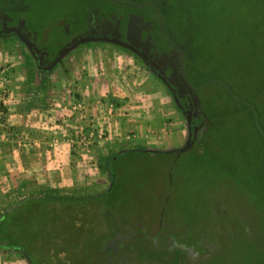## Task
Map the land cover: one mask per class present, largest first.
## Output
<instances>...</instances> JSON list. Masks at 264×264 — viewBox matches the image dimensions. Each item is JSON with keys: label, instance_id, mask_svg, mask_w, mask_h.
Listing matches in <instances>:
<instances>
[{"label": "rangeland", "instance_id": "374dc122", "mask_svg": "<svg viewBox=\"0 0 264 264\" xmlns=\"http://www.w3.org/2000/svg\"><path fill=\"white\" fill-rule=\"evenodd\" d=\"M127 1L133 5L0 0V30L15 33L0 34V53L8 56L0 59V149H14L25 161L35 153L66 155L75 174V187L67 189L27 185L32 176L21 186L4 187L0 216L30 195L89 198L108 190L110 157L136 144L111 120L116 112H109L110 104L117 109L147 93L143 98H159L169 114L181 117L190 139L196 134L189 126L196 111L184 114L168 84L131 48L86 39L64 50L66 40L85 31L87 15L116 9L157 30L143 36L144 50L177 54L187 73L207 82L199 105L210 129L183 152L131 153L113 161L116 203L108 215L92 203L79 227L69 220L66 264H264V0ZM45 48H52L51 62L36 57H47ZM112 53L120 55L118 65ZM87 67L95 71L90 83ZM108 67L109 81L100 70ZM8 96L19 101L11 111ZM72 102L84 103V119L72 112ZM6 113L22 121L6 123ZM100 115H111L103 126L109 137L89 147L72 144L71 136L86 131L91 119L102 124ZM3 253L12 263L27 264L15 251Z\"/></svg>", "mask_w": 264, "mask_h": 264}, {"label": "trees", "instance_id": "16d2710c", "mask_svg": "<svg viewBox=\"0 0 264 264\" xmlns=\"http://www.w3.org/2000/svg\"><path fill=\"white\" fill-rule=\"evenodd\" d=\"M104 1L111 2L112 0ZM151 15L152 19L156 18L154 13ZM148 28L152 35L157 31L149 24ZM260 37L264 39L263 35ZM253 43H255L254 39L252 40L250 38V46L253 45L255 47L256 43ZM67 45L68 40L65 41V51ZM44 52H46L47 55L49 52H52V48L49 51L45 48ZM62 53V51L61 53L59 52V55L54 58H57ZM52 60V57L47 55V62H51ZM182 66L184 69L186 66L184 78L187 80V83H183L184 86L182 85V87L185 88H181L182 92H178L175 87L170 84H168V87L173 92L172 94H174L184 114L187 115L189 112H192V110H195V113L198 114L196 118H190L191 122H189V126L196 125L199 128V132L190 139L191 145L189 148H191L198 141L199 137L202 139L203 133L210 129L207 123L209 121H207L208 119L204 114L203 108L199 105V91L202 87L207 85V82H202V80L198 79L201 81L199 84V81L193 78L194 75L189 74V72L187 73V65L184 60H182ZM188 100L192 102L191 107L185 105ZM193 121L196 123H192ZM131 153L150 152L131 150L116 153L111 156L108 170L110 175V186L106 192L99 196L88 198L83 196L30 195L17 202L0 216V250H11L19 253L27 264H66L65 258L67 255L65 253L72 243L69 236L65 237L64 235L65 228L70 225V223H68L69 220H73L74 226L79 227L84 219L83 214L92 203H98L100 207H102L100 209H104L105 213L108 215L109 208L116 203L115 197L113 196L116 180V175L112 170V166L114 165L113 161L115 162L119 158ZM104 218H106L105 220L107 221L109 220V217ZM62 231L63 237L60 239L58 237ZM61 240H63V243L58 242ZM73 245H75V242ZM107 254L110 256V250H108Z\"/></svg>", "mask_w": 264, "mask_h": 264}, {"label": "crops", "instance_id": "0c3cea01", "mask_svg": "<svg viewBox=\"0 0 264 264\" xmlns=\"http://www.w3.org/2000/svg\"><path fill=\"white\" fill-rule=\"evenodd\" d=\"M83 40L86 39L78 42H82ZM116 55L112 53V60L114 64L118 65L121 57L120 55ZM0 59L6 61L8 56L0 53ZM110 69V67L106 68V70L105 68L100 69L102 71L101 75L105 76L107 81L112 76L108 72ZM94 72L91 67H87L88 75L85 78L88 77L87 80L89 83ZM12 75L14 76L15 72ZM105 84L108 85L107 83ZM11 96H8L5 101L9 111H11L12 107H16L19 104V101L14 100ZM143 97L146 98L147 93L142 94V92H139L135 94L134 101L129 99L128 102L121 104L115 109L117 115L115 113L114 117H111L112 121L117 120L122 134H126L125 131H127V133L134 137V143H136L135 147L125 149L122 152L131 150L160 154L183 152L189 146L190 136L186 132V124H183L179 120L181 117L169 114L170 110L167 109L166 105L159 98L152 100L148 97L147 100ZM20 116H10L9 113H6V123L18 124L22 121ZM100 117L102 118V123L109 124L110 117H103L102 115ZM117 130L119 129L117 128ZM117 130L113 131L116 132ZM41 155L42 153H35L33 155L34 160L29 159L25 161L20 156V153L14 149H0V190L4 187L13 186L14 184L21 186L31 176L32 178L29 179L31 182L27 183V185L33 184L35 188L40 186L42 182L53 189L57 187H66V189L75 187V174L68 168L69 165L66 155L58 156L54 152L51 154L53 156H50L49 153H45V155L43 153V156ZM59 157L60 160H58ZM0 264H15V262L12 263L11 258L6 256L3 250H0Z\"/></svg>", "mask_w": 264, "mask_h": 264}, {"label": "flooded vegetation", "instance_id": "af4514ba", "mask_svg": "<svg viewBox=\"0 0 264 264\" xmlns=\"http://www.w3.org/2000/svg\"><path fill=\"white\" fill-rule=\"evenodd\" d=\"M112 3L119 6L123 4L128 6L133 5L127 0H112ZM122 20L125 22L121 23ZM84 29L85 31L71 36L68 40V45L71 46L82 39H108L110 41L119 42L139 54L141 59L145 61L147 67L164 82L175 87L178 92H182L179 85L187 83V80L184 78L185 69L182 66V59L177 54L160 55L157 51L150 53L142 48V42L145 41L143 36H149L151 33L149 32L150 30H148V21L144 23L139 15H122L116 9H113L108 16L87 15ZM0 34L13 35L15 33H13L12 28H5L2 32L0 30ZM20 38L23 41L25 40L23 36ZM35 54L41 61H45V58L47 59V57L42 56L40 52H35ZM178 79H180V84L177 82ZM194 115L197 116L198 114L195 113ZM196 116H193V118ZM193 127H195V133H198L199 128L196 125Z\"/></svg>", "mask_w": 264, "mask_h": 264}, {"label": "built area", "instance_id": "2783aa9c", "mask_svg": "<svg viewBox=\"0 0 264 264\" xmlns=\"http://www.w3.org/2000/svg\"><path fill=\"white\" fill-rule=\"evenodd\" d=\"M69 106L71 107L70 109L74 114H77L79 118L84 119L83 113L85 112V106L83 102H78V103L72 102L71 104H69ZM108 107L110 109L109 112L116 111L115 109H112L111 104L108 105ZM93 121H94L93 119L90 120L91 124L88 126V129L86 131L80 128V131L76 132L73 136H71L72 144L81 145L82 147H89L96 140H102L104 138L109 137V131L105 127H103L107 123H102L101 125H98L95 124L96 122ZM130 138L131 136H127V139Z\"/></svg>", "mask_w": 264, "mask_h": 264}]
</instances>
